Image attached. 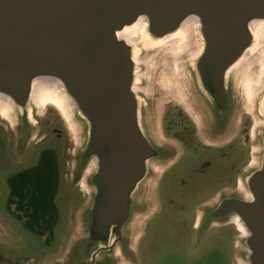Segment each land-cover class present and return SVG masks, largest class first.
Segmentation results:
<instances>
[{
	"label": "water",
	"instance_id": "water-1",
	"mask_svg": "<svg viewBox=\"0 0 264 264\" xmlns=\"http://www.w3.org/2000/svg\"><path fill=\"white\" fill-rule=\"evenodd\" d=\"M189 17L193 31L166 41ZM140 18V30L159 43L135 54L118 32ZM254 20H264V0H0V113L25 147L38 128L40 103L69 109L78 123L74 168L77 180L85 174L88 201L81 235L66 259L51 264H119L122 257L135 263L155 177L166 164L158 137L164 101L174 95L206 115L211 134H223L221 119L232 117L230 129L238 125L246 81L255 117L250 160L233 191L198 208L195 228L201 238L212 222L236 224L237 217L245 264H264V73L258 68L244 81L240 74L252 60L243 55ZM162 47L186 56L189 76L181 89L149 95L139 57ZM44 91L56 93L58 108L40 101Z\"/></svg>",
	"mask_w": 264,
	"mask_h": 264
},
{
	"label": "rangeland",
	"instance_id": "rangeland-1",
	"mask_svg": "<svg viewBox=\"0 0 264 264\" xmlns=\"http://www.w3.org/2000/svg\"><path fill=\"white\" fill-rule=\"evenodd\" d=\"M168 48L143 51L140 54L138 66L141 87L149 95L156 90L174 92L177 87L181 89V85L186 86L189 75L183 63L188 60L182 52ZM258 68V62L250 60L241 69L240 74L244 75L242 81L246 74L254 77ZM242 96L243 110L251 114L252 101H247L246 94ZM49 102L58 108L54 102ZM173 104L178 103L173 100L167 106ZM40 105L39 125L33 131L34 135L26 149L30 151L36 147L35 151L42 152L45 161H55L54 167L59 170L60 179L50 185L49 195L41 199L42 209L35 216L28 212H6L2 208L5 198L0 197V264H51L54 259L63 261L82 232L81 212L87 204L88 194L84 183L85 174L82 180H77L74 168L77 160L74 152L80 147L78 123L76 119H70L69 109L60 112L49 104L44 109L43 103ZM53 127H57L58 131L54 132ZM57 132L62 135H57ZM240 153L235 152L232 157L234 176L245 158L243 151ZM6 156L0 140V177L10 169ZM223 166L219 164L209 173L205 172L207 175L198 177V181L191 183L192 190L198 193L204 189L199 183L201 180L215 184L217 178H209L217 175L218 171L222 172ZM10 204L13 205V200ZM36 204L39 207L38 202ZM187 216L190 223L194 222L192 213H187ZM164 217L158 219L159 222L153 227L144 246L140 243L136 246V262H126L122 257L119 258V264H245L243 233L237 228L234 219L212 222L201 238H198L197 228H190L181 212L171 213L169 219ZM18 222H35L40 225H36L35 229H26L19 226ZM146 238L147 235L144 240Z\"/></svg>",
	"mask_w": 264,
	"mask_h": 264
},
{
	"label": "flooded vegetation",
	"instance_id": "flooded-vegetation-1",
	"mask_svg": "<svg viewBox=\"0 0 264 264\" xmlns=\"http://www.w3.org/2000/svg\"><path fill=\"white\" fill-rule=\"evenodd\" d=\"M173 100L178 104L167 106ZM193 108L180 102L172 94L162 106L158 137L165 149L166 164L160 167L155 177L151 200L152 211L144 227V234L147 235L145 243L153 227L159 222L158 219L164 216L169 219L171 213L176 211L183 214L190 228L197 227L198 208L210 202L221 191H233L237 187L240 174L250 160L255 117L252 113L244 112L242 103L237 127L233 126L230 129L232 117L221 119L225 132L218 135L209 132L211 129L205 122L206 115L202 112L196 115ZM53 131H58V128L53 127ZM0 140L7 153V165L10 167L5 175L0 177V197L5 198L2 208L11 214L28 212L35 216L42 209L41 199L49 195L50 185L54 180L60 179L59 170L54 167L56 162L45 161L42 152L35 151L36 147L27 151L26 147L20 144V136L12 128L7 117L1 113ZM242 151L245 158L234 176L235 167L232 171V157L235 152L238 154ZM219 164L224 165L222 172L217 170L218 174L209 178L210 180L217 178L216 183L211 184L207 180H201L199 183L204 189L195 193L191 183L198 181L197 178L201 175H207ZM207 171L208 173H205ZM176 193L179 196H175ZM12 200L13 205L10 204ZM187 213H192L194 222H189ZM18 224L26 229H35L36 225H40L35 222H18Z\"/></svg>",
	"mask_w": 264,
	"mask_h": 264
},
{
	"label": "bare ground",
	"instance_id": "bare-ground-1",
	"mask_svg": "<svg viewBox=\"0 0 264 264\" xmlns=\"http://www.w3.org/2000/svg\"><path fill=\"white\" fill-rule=\"evenodd\" d=\"M143 23H144V20L140 18L137 21V23H135L134 25H132L130 27L129 26L125 27L123 30L118 32L119 37L127 40L133 46L135 54L139 50V47L140 48H149L151 46L158 45V43H159V41L151 40L147 36V34L144 32V30H140L141 26H142L141 24H143ZM195 26H196L195 18L189 17V18L185 19L181 23L178 31L173 33L172 35L168 36L169 38L166 39V41L169 40V42H172L173 39L183 40L186 36L189 35L190 32L193 31V28H195ZM249 27H250V30L253 34V43L245 51V54L243 55L244 59L243 58L242 59L244 61L246 57H249L250 59L256 60L259 64V75L261 77L262 73H264V20H256V21L254 20V21L250 22ZM198 50H199V48L197 47L195 52H197ZM170 55H171V53H170ZM250 75H252V74H250ZM256 85H260V82L256 81ZM35 92H36V90H35ZM244 94H246V96H247V101H251L253 91H252L250 81H246V83H245V91L242 93V95H244ZM39 97H40V101H42L43 99L45 100V102L46 101H52L59 107L60 100L57 97L55 92L44 91L39 95ZM236 221H237L236 225H237L238 229H240L241 231H245L244 227L242 226V224L240 223V221L238 220L237 217H236Z\"/></svg>",
	"mask_w": 264,
	"mask_h": 264
}]
</instances>
